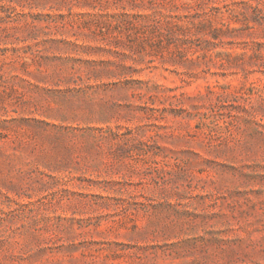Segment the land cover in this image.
Masks as SVG:
<instances>
[{
  "label": "rangeland",
  "instance_id": "1",
  "mask_svg": "<svg viewBox=\"0 0 264 264\" xmlns=\"http://www.w3.org/2000/svg\"><path fill=\"white\" fill-rule=\"evenodd\" d=\"M0 264H264V0H0Z\"/></svg>",
  "mask_w": 264,
  "mask_h": 264
}]
</instances>
